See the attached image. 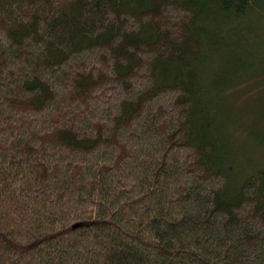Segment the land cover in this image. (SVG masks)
<instances>
[{
    "label": "trees",
    "instance_id": "1",
    "mask_svg": "<svg viewBox=\"0 0 264 264\" xmlns=\"http://www.w3.org/2000/svg\"><path fill=\"white\" fill-rule=\"evenodd\" d=\"M250 20L264 0H0V264H264V162L221 126L264 82Z\"/></svg>",
    "mask_w": 264,
    "mask_h": 264
},
{
    "label": "rangeland",
    "instance_id": "2",
    "mask_svg": "<svg viewBox=\"0 0 264 264\" xmlns=\"http://www.w3.org/2000/svg\"><path fill=\"white\" fill-rule=\"evenodd\" d=\"M250 21L255 26L248 31V35L243 33L242 36H244L247 40H250L247 42V46L254 54L251 59L257 61L259 58V55H255L257 49H264V45L261 44L263 43L262 41H264V31L262 29L263 26L260 25L259 21ZM238 49H240V47L235 46L231 49V51H227L226 55L233 53L235 56H238L239 54L235 52ZM240 74H238V77H236L237 75H232L230 79L239 78ZM245 80L243 83H238V85L233 87V90H231L228 94V98L231 103V108L229 107L230 113L227 112L228 109L226 107L222 110V116H226L225 118L222 117L223 120L221 126L228 151L232 154L234 159L239 157V166H242L245 162L251 161L254 166L264 162V82H260L262 80L261 78L258 80L246 78ZM228 117H232V122L236 125V128H229ZM240 127L246 128V133L249 137L253 139L260 138L259 140L262 141L260 142L261 151L259 156L257 152H254L255 149H252L253 151H251L248 147H252L254 143L249 137H243L241 135L242 133H240ZM239 166H236L235 172H239Z\"/></svg>",
    "mask_w": 264,
    "mask_h": 264
}]
</instances>
